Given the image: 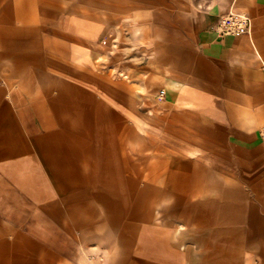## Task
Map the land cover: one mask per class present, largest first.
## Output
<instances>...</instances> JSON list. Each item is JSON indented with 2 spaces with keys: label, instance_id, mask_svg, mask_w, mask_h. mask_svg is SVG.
I'll return each instance as SVG.
<instances>
[{
  "label": "crops",
  "instance_id": "1",
  "mask_svg": "<svg viewBox=\"0 0 264 264\" xmlns=\"http://www.w3.org/2000/svg\"><path fill=\"white\" fill-rule=\"evenodd\" d=\"M0 264H264V0H0Z\"/></svg>",
  "mask_w": 264,
  "mask_h": 264
},
{
  "label": "built area",
  "instance_id": "2",
  "mask_svg": "<svg viewBox=\"0 0 264 264\" xmlns=\"http://www.w3.org/2000/svg\"><path fill=\"white\" fill-rule=\"evenodd\" d=\"M250 18L245 14L228 13L219 18L218 30L223 36H243L248 34Z\"/></svg>",
  "mask_w": 264,
  "mask_h": 264
}]
</instances>
